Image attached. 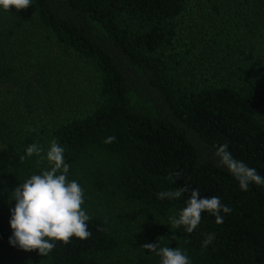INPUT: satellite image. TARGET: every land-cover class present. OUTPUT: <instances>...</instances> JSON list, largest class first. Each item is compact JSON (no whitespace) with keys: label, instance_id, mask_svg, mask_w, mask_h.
<instances>
[{"label":"trees","instance_id":"obj_1","mask_svg":"<svg viewBox=\"0 0 264 264\" xmlns=\"http://www.w3.org/2000/svg\"><path fill=\"white\" fill-rule=\"evenodd\" d=\"M250 2L32 0L45 38L88 67L91 86L57 118L14 126L0 116V264H160L143 248L155 241L181 248L191 264H264V186L241 191L216 156L226 144L264 175V0ZM14 74L0 62V78ZM52 140L84 189L91 236L45 256L11 245L8 222L12 190L51 166L27 147L46 152ZM185 185L219 196L231 213L222 224L202 213L192 233L172 228L190 190L177 200L157 194ZM207 233L215 239L204 247Z\"/></svg>","mask_w":264,"mask_h":264},{"label":"clouds","instance_id":"obj_2","mask_svg":"<svg viewBox=\"0 0 264 264\" xmlns=\"http://www.w3.org/2000/svg\"><path fill=\"white\" fill-rule=\"evenodd\" d=\"M32 5V0H0V10L8 11L10 7L17 10L26 9ZM115 141L111 136L106 143ZM51 165L49 169L38 174H32L22 184L12 190L14 207L10 211L9 227L11 236L9 243L22 250H36L41 255H47L57 242L67 244L75 237L80 240L91 236L88 221L91 217L82 207L85 203L84 189L77 180H69L70 165L66 162L65 148L56 140H52L45 152L37 143L26 149L28 156H41ZM218 166L225 168L238 182L241 191L247 192L250 184L264 186V175L256 168L249 167L242 160L233 157L228 145L217 148ZM190 190V197L178 215L169 217L172 228L184 227L187 233H192L201 223L202 213H208L215 218L216 224H222L224 215L232 209L221 202L219 196L201 198L200 190L190 189L188 185L174 190L162 191L157 198L177 200L183 193ZM173 234L170 239H174ZM215 239L214 233L205 234L202 246L207 247ZM148 252L160 258V264H191L187 253L178 247L157 245L156 241L143 246Z\"/></svg>","mask_w":264,"mask_h":264},{"label":"rangeland","instance_id":"obj_3","mask_svg":"<svg viewBox=\"0 0 264 264\" xmlns=\"http://www.w3.org/2000/svg\"><path fill=\"white\" fill-rule=\"evenodd\" d=\"M250 16L243 23L248 29L256 22L253 12ZM18 22L17 34L6 37V30ZM257 26L264 28V23ZM0 62L15 69L12 78H0V116L14 126L71 112L90 93L88 67L74 53L45 38L29 7L0 10ZM261 116L264 119V110ZM3 146L0 141V148Z\"/></svg>","mask_w":264,"mask_h":264}]
</instances>
